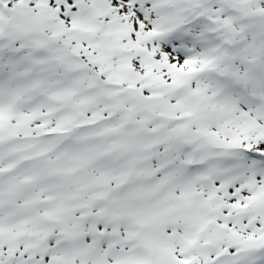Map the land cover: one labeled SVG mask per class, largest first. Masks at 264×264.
<instances>
[{"label":"snow or ice","instance_id":"obj_1","mask_svg":"<svg viewBox=\"0 0 264 264\" xmlns=\"http://www.w3.org/2000/svg\"><path fill=\"white\" fill-rule=\"evenodd\" d=\"M0 264H264V0H0Z\"/></svg>","mask_w":264,"mask_h":264}]
</instances>
